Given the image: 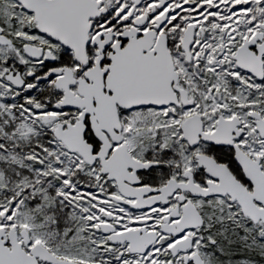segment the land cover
Wrapping results in <instances>:
<instances>
[{"label":"snow or ice","instance_id":"6c2138e0","mask_svg":"<svg viewBox=\"0 0 264 264\" xmlns=\"http://www.w3.org/2000/svg\"><path fill=\"white\" fill-rule=\"evenodd\" d=\"M0 264H264V0H0Z\"/></svg>","mask_w":264,"mask_h":264}]
</instances>
